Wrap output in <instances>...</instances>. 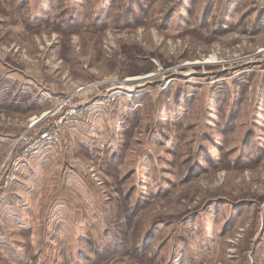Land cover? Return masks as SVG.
<instances>
[{
  "label": "rangeland",
  "instance_id": "374dc122",
  "mask_svg": "<svg viewBox=\"0 0 264 264\" xmlns=\"http://www.w3.org/2000/svg\"><path fill=\"white\" fill-rule=\"evenodd\" d=\"M0 264H264V0H0Z\"/></svg>",
  "mask_w": 264,
  "mask_h": 264
},
{
  "label": "bare ground",
  "instance_id": "6f19581e",
  "mask_svg": "<svg viewBox=\"0 0 264 264\" xmlns=\"http://www.w3.org/2000/svg\"><path fill=\"white\" fill-rule=\"evenodd\" d=\"M213 63H215V62H213V61H211V60H207L206 62H204V63H201V64H213ZM195 65H198V64H194V65H192V66H195ZM204 66V65H203ZM192 68V67H191ZM193 69V68H192ZM151 77L150 76H148V77H144V78H135V79H131V80H129L128 82H141V81H145V80H147V79H150Z\"/></svg>",
  "mask_w": 264,
  "mask_h": 264
},
{
  "label": "water",
  "instance_id": "95a60500",
  "mask_svg": "<svg viewBox=\"0 0 264 264\" xmlns=\"http://www.w3.org/2000/svg\"><path fill=\"white\" fill-rule=\"evenodd\" d=\"M49 114H44V116L41 119H44L46 116H48Z\"/></svg>",
  "mask_w": 264,
  "mask_h": 264
}]
</instances>
